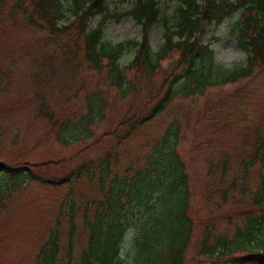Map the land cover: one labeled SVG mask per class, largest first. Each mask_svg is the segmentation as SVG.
Returning a JSON list of instances; mask_svg holds the SVG:
<instances>
[{"label":"trees","instance_id":"trees-1","mask_svg":"<svg viewBox=\"0 0 264 264\" xmlns=\"http://www.w3.org/2000/svg\"><path fill=\"white\" fill-rule=\"evenodd\" d=\"M70 1L73 20L59 26L64 17L61 0H0V10L11 4V23L22 21L47 34L40 51L29 61V80L38 119L51 129L57 127L54 136L63 145L89 139L105 113L103 95L95 91L86 101L85 113L70 125L67 120H59L45 96V91L53 87L57 67L69 64L80 53L91 70L101 72L106 68L110 86L122 99L134 90V84L125 79L126 71L136 77L148 76L170 53H178L175 65L152 98L134 112L131 106L120 122L119 127L127 132L120 136L119 143L160 117L179 97L203 96L210 88L244 83L264 74V0H208L201 4L185 0L177 12L175 31L165 27L164 43L157 50L151 48L145 33L158 20L165 26L168 21L160 15L156 0H134L126 15L144 33L134 44L132 61L124 67L119 59L125 46L111 45L103 39L102 24L111 17L105 0ZM234 12H238V18L232 26L233 39L246 58L242 64L227 68L216 62L210 45L198 42L195 34L204 21L220 25ZM95 16H100L99 23L89 27ZM7 85L0 70V93L6 92ZM216 108L208 110L196 124L211 123L209 134H196L194 127L186 158L178 151L176 127L167 129L161 142L150 147L140 167L129 165L121 173L116 170V152H107L97 164L88 162L55 180L41 176L51 170L52 162L0 164V211L23 187L39 184L60 188L84 179L95 186L98 197L80 208L83 239L80 241L74 223L75 206L69 203L64 245L55 228L39 247L35 264H191L223 254L233 258L230 264H264V241L257 240V234L264 230V105L257 119L240 120V137L232 150L218 136L226 124L211 118ZM199 159L206 171L202 203L207 220L195 216L198 185L193 171ZM254 169L257 181L252 187ZM138 204L149 207V214L136 224L133 210ZM225 208H236L239 216L237 222L221 229L217 220ZM77 243L82 245L77 247Z\"/></svg>","mask_w":264,"mask_h":264},{"label":"rangeland","instance_id":"rangeland-1","mask_svg":"<svg viewBox=\"0 0 264 264\" xmlns=\"http://www.w3.org/2000/svg\"><path fill=\"white\" fill-rule=\"evenodd\" d=\"M156 1L160 15L165 16L168 22L165 26L158 20L145 33L154 50L164 43L165 27L175 31L178 9L185 4V0ZM196 1L201 4L208 0ZM105 3L111 17L102 24L103 39L111 45L122 43L125 46L119 59V64L124 67L132 61L136 51L134 44L141 41L144 32L126 15L134 0H105ZM8 4L0 10V70L5 74L8 84L6 92L0 93V164L32 165L52 162L51 170L41 176L55 180L64 178L69 172L88 162L97 164L107 152H116L119 158L116 170L121 173L129 165L140 167L145 153L153 144L161 142L167 129L178 128V151L186 158L194 127L197 126L196 134L199 131L204 135L209 134L207 127L211 128V123H208V126L196 124L208 110H214L215 107L217 112L211 118L226 124L224 130L218 132V136L230 150L239 140L242 129L240 120H254L260 116L264 105V74L244 83L210 88L203 96L179 97L160 117L138 129L128 140L119 143L120 136L127 132L125 128L119 127L120 122L127 116L131 106L134 112L138 105L152 98L175 65L178 53H170L161 61L155 72L148 76L136 77L132 71H126L125 79L134 84V90L124 99L110 86L106 68L101 72L91 70L80 53L69 64L57 67L54 71L53 87L45 91V96L60 117L59 120H67L70 125L85 113L86 101L95 91L103 95L105 113L103 121L96 124L89 139L63 145L54 136L57 127L51 129L45 121L38 119L37 102L29 80V61L40 51L47 34L28 27L22 21L11 23L8 12L11 4L9 8ZM61 10L64 17L59 21V26L73 20L71 1L61 0ZM237 18L238 12H234L220 25L204 21L195 34L198 42L210 45L216 62L227 68L242 64L246 58V54L237 48L233 39L232 26ZM99 21L100 16L91 18L89 27H94ZM177 37L175 35L174 40ZM202 166L201 159L195 161L193 175L198 185L195 216L207 220V212L202 203L206 171ZM256 181L254 169L250 181L252 187ZM97 197L95 186L84 179L62 185L60 188L39 184L21 188L14 194V199L8 207L0 211V264H35L39 247L55 228L60 232L64 245L69 203H73L76 209L74 223L78 226L81 241L84 233L81 228L80 208L87 200H97ZM133 212V219L137 224L148 217L149 207L138 204ZM238 216L236 208H225L218 217V227L226 229L229 224L237 222ZM228 235L230 237L231 233ZM258 239L264 241V230L257 234ZM80 245L82 244L77 243V247ZM252 253L256 254V250H252ZM232 262L231 256L223 254L193 261L191 264Z\"/></svg>","mask_w":264,"mask_h":264}]
</instances>
